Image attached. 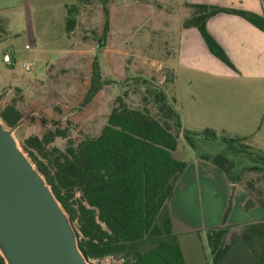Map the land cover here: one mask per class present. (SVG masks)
<instances>
[{
    "label": "trees",
    "instance_id": "trees-1",
    "mask_svg": "<svg viewBox=\"0 0 264 264\" xmlns=\"http://www.w3.org/2000/svg\"><path fill=\"white\" fill-rule=\"evenodd\" d=\"M106 1L101 0L104 22L96 37L98 48L105 46L109 31ZM187 6L190 15L183 21V27H196L209 52L230 67L233 65L225 52L206 29L207 19L219 12L234 13L264 32V17L256 13L206 4ZM79 11L78 3L65 5L67 33L75 29ZM4 30L0 25V32ZM94 57L84 103L103 84ZM125 71V89L112 100L97 136L75 143L56 127L41 136H27L22 146L76 224L80 249L94 264H103L107 257L112 258L107 264H185L169 213V200L187 165L173 156L180 136L194 149L198 136L206 140L220 138L228 151L248 157L251 166L244 171L260 170L259 162L264 165V155L252 151L245 143L246 137L219 135L210 128L200 132L184 129L176 100L166 93L173 83L172 69L163 67L162 84L128 66ZM21 116L15 100L0 107V118L8 125ZM58 136L66 139L65 147H48ZM200 158L219 167L232 185L239 183L244 187L248 192L244 209L257 205L264 209L263 187L254 194L252 180L244 185L240 175L232 172L233 163L223 154L202 153ZM230 209L231 198L221 223L206 230L210 253L220 245ZM0 264H4L1 257Z\"/></svg>",
    "mask_w": 264,
    "mask_h": 264
},
{
    "label": "crops",
    "instance_id": "crops-1",
    "mask_svg": "<svg viewBox=\"0 0 264 264\" xmlns=\"http://www.w3.org/2000/svg\"><path fill=\"white\" fill-rule=\"evenodd\" d=\"M71 1L60 3L63 9L61 18L64 20L65 5ZM76 1L81 3L88 0ZM128 1L130 0L106 1L109 31L104 53L113 52L121 57L128 53L121 44H113L126 43L128 30L126 32L122 28L117 32L116 29L121 27L118 14L122 6L123 9L126 7ZM134 3L140 6L139 12L143 8L150 9V12L149 18L139 14L133 27L137 29L136 32L139 28H149L154 42L148 45L137 40L138 45L130 50L134 54L129 52L128 55L140 58L144 62L141 66L144 69L149 65L146 60L151 58L150 66L158 72L159 79L157 74L150 75L146 70L139 73L155 77L159 84L164 80L163 67L172 69L173 84L179 81L178 72L188 76L184 88H174V95L172 94L176 104L177 101L180 104L178 112L183 128L200 132L202 127L197 126L202 121L203 113L199 108L196 109L199 107V94L191 90V77L227 80L240 86L246 85L256 99H215L213 114H209V117L219 123L223 118L224 103L229 104L230 108L225 111V115L231 128L219 126L215 130L232 131L237 136L246 137L245 143L250 149L264 155V135L259 133L264 124V32L234 13L219 12L207 19L206 29L225 52L233 65L230 67L209 52L196 27L182 25L190 15L187 4L245 10L264 17V0H135ZM5 18L9 19L10 15ZM218 86L219 89L222 88L221 85ZM257 92H260L259 96ZM186 101H189V107ZM244 106H250L251 109L244 113L241 108ZM209 127L211 126L206 128ZM200 154L202 153H197L186 161V168L169 200L172 230L177 237L185 264H264V209L258 205L244 209L248 192L239 183L232 185L219 167L200 158ZM230 198L227 229L218 249L210 253L206 230L221 223Z\"/></svg>",
    "mask_w": 264,
    "mask_h": 264
},
{
    "label": "rangeland",
    "instance_id": "rangeland-1",
    "mask_svg": "<svg viewBox=\"0 0 264 264\" xmlns=\"http://www.w3.org/2000/svg\"><path fill=\"white\" fill-rule=\"evenodd\" d=\"M62 1L67 2L68 0H0V6H2L0 25L5 29L4 32H0V107L15 100L17 108L23 115L30 110L36 112L15 132L21 147L22 140L27 136H41L48 131H54L56 127L75 143L85 137L97 136L106 121L112 100L125 89L123 86L126 66L134 72L139 73L146 70L150 75L159 76L158 72L150 66L151 58L146 60L149 65L144 69L141 67L144 62L140 58L128 55L133 46L138 45L137 40L148 45L154 42L149 28H139L136 32L137 29L133 27L139 14L149 18L150 9L143 8L139 12L140 6L135 5V0L128 1L124 9L122 6L118 14L121 27H117L116 30L117 32H120L122 28L126 32L128 30L126 43H113L114 45L121 44L128 51L121 57L113 52L104 53V47H97L96 37L100 35L104 22L101 0H88L81 3L72 0L67 3H78L80 7L76 17V27L70 33L66 32L65 20L61 18L63 9L60 3ZM155 1L165 2L166 0ZM6 15H10V18L6 19ZM25 45H29V48L25 49ZM4 52L12 56L13 67H9L2 60ZM149 53L155 54L156 52L149 51ZM95 55L103 84L95 95L84 103ZM22 63L31 64V70H23ZM177 75L179 81L168 85L166 89L169 96L174 95V88L178 90L180 87L184 88L188 78L182 72H178ZM191 78V90L199 94V107L196 109L199 108L203 113L202 121L197 125L202 126L201 131L207 126L213 127L214 130L219 126L231 128L225 115V111L230 108L229 104L224 103L223 118L219 123L209 117V114H213L215 99L221 98L226 101L232 98L251 101L256 99L246 85L240 86L238 83L227 80ZM218 85L222 88L219 89ZM258 94L260 92H257V96ZM186 104L190 106L189 101H186ZM176 108L177 110L180 108L178 101ZM241 108L244 109V113L251 109L250 106ZM217 133L237 136L232 131ZM259 133L264 135V124ZM195 142L194 149L183 137H180L177 149L173 152L174 157L187 161L197 153H221L233 163L232 172L240 175V180L244 185L252 180L254 189L251 191L254 194H257V189L261 187L264 190V165L260 162V170L244 171L245 168L251 166L248 157L228 151L220 138L206 140L198 136ZM235 144L239 145L240 142ZM65 145L66 139L58 136L48 147L55 146L63 149ZM73 224L76 227V224ZM110 261L112 258L102 260L103 264ZM91 262L95 263L94 260Z\"/></svg>",
    "mask_w": 264,
    "mask_h": 264
},
{
    "label": "water",
    "instance_id": "water-1",
    "mask_svg": "<svg viewBox=\"0 0 264 264\" xmlns=\"http://www.w3.org/2000/svg\"><path fill=\"white\" fill-rule=\"evenodd\" d=\"M0 118V257L4 264H92L78 231L44 174Z\"/></svg>",
    "mask_w": 264,
    "mask_h": 264
},
{
    "label": "built area",
    "instance_id": "built-area-1",
    "mask_svg": "<svg viewBox=\"0 0 264 264\" xmlns=\"http://www.w3.org/2000/svg\"><path fill=\"white\" fill-rule=\"evenodd\" d=\"M24 47H25V49H28V48H29V45H25ZM2 60H3V61L6 63V65H8V66L13 64V58H12V56L10 55V53H8V52L3 53V55H2ZM21 68H22L23 70H25V71H30L31 68H32V66H31V64H29V63H22ZM108 258H110V257H107L106 259H108Z\"/></svg>",
    "mask_w": 264,
    "mask_h": 264
}]
</instances>
